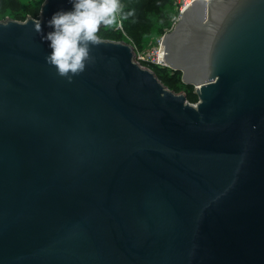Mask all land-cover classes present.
Returning a JSON list of instances; mask_svg holds the SVG:
<instances>
[{"label": "water", "instance_id": "water-1", "mask_svg": "<svg viewBox=\"0 0 264 264\" xmlns=\"http://www.w3.org/2000/svg\"><path fill=\"white\" fill-rule=\"evenodd\" d=\"M0 20V264H264V0H193L160 57L101 38L72 83ZM103 28V26L101 27Z\"/></svg>", "mask_w": 264, "mask_h": 264}, {"label": "clouds", "instance_id": "clouds-1", "mask_svg": "<svg viewBox=\"0 0 264 264\" xmlns=\"http://www.w3.org/2000/svg\"><path fill=\"white\" fill-rule=\"evenodd\" d=\"M70 3L71 10L57 11L47 21V27L52 29L47 33L41 20L33 21L41 41L48 42L51 49L45 62L68 83L94 63L91 49L102 43L98 35L101 27H122L117 20L122 11L121 0H70Z\"/></svg>", "mask_w": 264, "mask_h": 264}, {"label": "trees", "instance_id": "trees-1", "mask_svg": "<svg viewBox=\"0 0 264 264\" xmlns=\"http://www.w3.org/2000/svg\"><path fill=\"white\" fill-rule=\"evenodd\" d=\"M121 5L122 11L117 20L122 23L123 29L117 26L103 27L98 33L101 38L131 40L141 44L157 27L162 34L167 31L172 0H121ZM40 8L41 2L35 0H0V20L7 17L25 20L29 15L38 18ZM151 68L169 88L186 92L193 103L198 101L194 86L183 82L181 71L157 65H151Z\"/></svg>", "mask_w": 264, "mask_h": 264}, {"label": "built area", "instance_id": "built-area-1", "mask_svg": "<svg viewBox=\"0 0 264 264\" xmlns=\"http://www.w3.org/2000/svg\"><path fill=\"white\" fill-rule=\"evenodd\" d=\"M35 1L41 2V5H42L44 0H35ZM192 1L185 2L184 5L180 8V11H179L180 14L175 19V22H174L173 26L179 20V18L181 16V13H182V10L187 5H190L192 3ZM119 23H121V22H119ZM119 28L123 29V26L119 27ZM162 39H163V36H162L160 42L158 43V46H156L152 51L140 50L138 48H135L137 61L140 62L143 66L150 67V68H151V65H157V66H160V67H169L167 62L165 61V59L160 57ZM194 103H196V102H194Z\"/></svg>", "mask_w": 264, "mask_h": 264}, {"label": "rangeland", "instance_id": "rangeland-1", "mask_svg": "<svg viewBox=\"0 0 264 264\" xmlns=\"http://www.w3.org/2000/svg\"><path fill=\"white\" fill-rule=\"evenodd\" d=\"M192 1V0H172L173 8L170 11V24L166 27L168 32L170 29H172L173 24L175 22V19L179 16L180 8L184 5L185 2ZM119 28V27H117ZM159 28H156V31L152 33L149 37H147L143 43L138 44L134 43L133 41L129 40L128 42L132 43L135 48H138L140 50H146V51H152L156 46H158V43L160 42L162 36V32L158 31Z\"/></svg>", "mask_w": 264, "mask_h": 264}]
</instances>
